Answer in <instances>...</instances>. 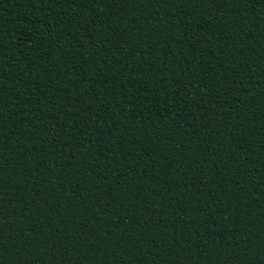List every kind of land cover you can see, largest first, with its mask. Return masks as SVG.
<instances>
[{
    "label": "trees",
    "instance_id": "trees-1",
    "mask_svg": "<svg viewBox=\"0 0 264 264\" xmlns=\"http://www.w3.org/2000/svg\"><path fill=\"white\" fill-rule=\"evenodd\" d=\"M0 264H264V0H0Z\"/></svg>",
    "mask_w": 264,
    "mask_h": 264
}]
</instances>
